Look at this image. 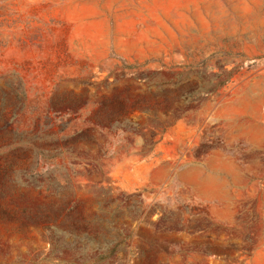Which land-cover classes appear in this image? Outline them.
I'll list each match as a JSON object with an SVG mask.
<instances>
[{
  "label": "rangeland",
  "instance_id": "1",
  "mask_svg": "<svg viewBox=\"0 0 264 264\" xmlns=\"http://www.w3.org/2000/svg\"><path fill=\"white\" fill-rule=\"evenodd\" d=\"M0 264H264V0H0Z\"/></svg>",
  "mask_w": 264,
  "mask_h": 264
}]
</instances>
